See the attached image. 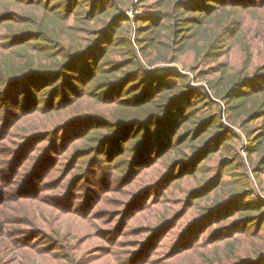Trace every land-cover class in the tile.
Masks as SVG:
<instances>
[{
  "label": "trees",
  "instance_id": "1",
  "mask_svg": "<svg viewBox=\"0 0 264 264\" xmlns=\"http://www.w3.org/2000/svg\"><path fill=\"white\" fill-rule=\"evenodd\" d=\"M207 1L213 3L203 4V0H59V4L64 6V11H61L62 7L56 10L51 0H0V142L9 144L0 145L4 147L0 148V228L4 230L0 234L3 238L0 243L11 238L8 233H4L8 228L1 227V221L15 223L16 217L9 213L18 214L26 204L41 203L37 216V213L30 215L22 212L25 215L19 222L33 228L26 232L31 239L41 235L48 243L53 241L51 246L59 250V260L66 264H85L91 254L103 250L113 260L118 254L122 256L120 261L123 264H165L168 260L170 262L167 264H182L184 257L195 253L197 239L192 241L191 235L200 223L207 218H218L216 214L221 215L225 209V214L233 210L231 205L235 201L227 208L221 207L223 201L217 199L200 201L196 213L191 214L168 252L159 259H154L157 253L153 250H157L162 241L157 243L155 239L186 214V207L172 213L161 207L163 209L152 215L151 221L156 222L154 224L143 220L135 223L134 216L141 214L135 209L139 200L146 193H151L152 187L161 178L165 181L170 176L179 179L188 173L186 170H191L197 161V154L194 153L196 147L190 148L192 153L187 157L181 153L183 147L176 146L175 159L169 163L168 169L155 181L138 186L133 183L141 166L151 163L155 155L162 156L165 148L175 146L169 145L173 141L170 132H180L183 124L191 121L198 108L197 102L218 108L203 90L200 94L192 92L191 95L185 81L187 76L181 75L174 67L158 64L181 63L195 73V77H203L207 73L200 65L218 56L227 38L237 35L246 37L242 34L246 15L252 20L258 19V14L264 11V0ZM80 6H84L82 10H87L84 12L85 25L81 23V18L75 19L74 24H66L67 18L72 14L75 16ZM128 8L134 11L137 36H134L133 44L142 62L129 39V24L121 26V22L129 21L125 14ZM137 8H141L140 14L136 13ZM227 8L231 12H224ZM215 11L220 13L214 15ZM242 12L245 14L243 17ZM93 18L91 25L89 21ZM207 23L213 25L205 27ZM16 25L18 27L13 29ZM114 30L118 31L113 33ZM123 31L126 35L118 37ZM103 43H106V48L96 60V67L91 73L88 56L100 50ZM115 49L126 51L120 59L108 62L111 58L107 56L108 52L113 50L116 55ZM217 71L211 69L208 73ZM87 77L91 94L84 89L76 92L78 83L81 84ZM171 77L178 81H168ZM222 77L223 74L219 78ZM230 77L225 83L219 79L209 80L208 89L213 92L214 98L223 101L229 120L239 125L233 115L237 108H233L235 105H232L231 99H235L241 88L255 89L252 91L255 93L261 90L257 87L264 84V63L256 67L252 78L241 74ZM47 91L48 96L45 94ZM66 95L73 99L68 106L63 107L68 100ZM90 99V107L95 106V110L86 115H76L81 103ZM186 103L190 105L182 111ZM255 103L245 116L240 117L247 123V118L264 117V97ZM69 108L73 109L70 113H75L72 116L65 115L66 118L57 122L60 114ZM213 114L217 116V111H213ZM38 116L45 120L39 121V126L17 130L25 118ZM44 116L48 119H43ZM93 120L100 121V125L93 127L96 131L90 128L74 136L68 135L69 131ZM191 122L193 125L186 128L191 140L203 136L202 129L206 126L208 130L223 128L200 116ZM184 133L185 130L179 133L178 141ZM246 136H249L247 132ZM126 138L128 141L124 145ZM83 139L87 142L83 143ZM40 140H44L46 145H33L30 148L32 141ZM216 140L214 138L206 142L197 153L202 154L213 148ZM26 151L28 153L25 155ZM20 157L23 159L17 163ZM104 165L109 166V169L104 168ZM98 166H102L100 170ZM260 166L264 167V161H261ZM41 168H44L41 180L35 184ZM252 172L256 173L257 169L253 168ZM57 174L58 177H55ZM216 181L217 177H214L209 183L199 187L195 185L190 192L198 190L196 192L202 193L208 184L214 187ZM221 184L215 187L220 188ZM79 185H82L80 190ZM56 189L58 192L55 195L48 193ZM208 192H203L196 200L206 198ZM93 195L94 202L91 203ZM192 202L190 199L189 205ZM260 208L261 205L256 204L252 208L238 209L239 219L230 223L228 229L224 228L225 231H219L220 228L215 230L208 241L214 238L207 244L222 238L231 229L237 230L244 222L258 226L262 219ZM47 210L49 216L45 214ZM242 210H250V213H243ZM62 216L73 218L62 222ZM49 217H54L58 228L61 225L87 226L85 223L91 224L98 220L100 224H91L96 229L94 233H85L80 237L81 240L71 243L65 234L62 238L54 236L57 233L55 230L51 231L52 234L40 231V225L46 224ZM67 230L71 234H79L70 227ZM128 235L134 236V239L122 243L121 238ZM92 238L104 241V245L95 244L89 250H81L80 244ZM224 238V241L230 239ZM28 240L24 236L19 238L16 247L18 258L34 254L31 251L35 247ZM154 241L153 250L139 259ZM17 242L18 237L14 241L11 239L15 245ZM109 245L118 249L112 250ZM181 245L184 246L182 249ZM25 249L28 252L21 251ZM44 252L49 255L51 249ZM232 259L231 264H264V249L256 251L253 256L243 257L241 253H232L228 261Z\"/></svg>",
  "mask_w": 264,
  "mask_h": 264
},
{
  "label": "rangeland",
  "instance_id": "2",
  "mask_svg": "<svg viewBox=\"0 0 264 264\" xmlns=\"http://www.w3.org/2000/svg\"><path fill=\"white\" fill-rule=\"evenodd\" d=\"M218 1V0H215ZM51 5H55L56 10L61 8V11H64V6L59 4V0H51ZM204 3H213L208 2L207 0H203ZM211 4L209 7H211ZM217 5V4H215ZM84 6H80L79 10L76 11L77 14L75 16L72 14L70 15L67 20L65 21L66 24H74L75 19L81 18V23L85 25L84 20V12L86 13L87 10H82ZM141 8L136 9V13H141ZM224 12H231L230 8L225 9ZM223 12V13H224ZM220 13L219 11H215L214 15ZM83 14V15H82ZM126 16L129 21L127 22H121V26L128 25L130 26L129 29V39L131 43H134V36L136 37V19L133 16L134 11L132 8H128L126 10ZM196 15V14H195ZM245 14L244 12L241 13V17H243ZM236 16V15H235ZM258 19H250L248 14L246 15V19L243 23L244 32L242 31V34L246 37L241 38L239 35L234 36L232 38H225V42L222 44L220 52L217 54L218 56H215L210 58L207 62L201 64L200 67H203L204 73H207L203 77H195L196 74L193 72H190L187 67L181 65V63H167V64H158V66H170L174 67L176 71H178L181 75L187 76V79L185 80L187 82V86L189 90L192 92H197V94L205 93V95L209 98L210 101L216 103L218 105V108L216 106H209L207 107L206 104H202L200 102H197V110L195 111V114L193 115V118L190 120L193 121L199 116L205 119V121H214L211 122L213 125L217 126H223V128H220L218 130H213L211 128L208 130V126L202 129L204 132L203 136H197L193 140L189 139L188 135L186 134V131L193 125L191 121L188 123H184L181 127L180 132L185 130L184 135L181 137V140H177V137L179 135V131L172 134L170 132V137L173 141L169 145H175L171 149L165 148L162 152L164 154L159 157V155H155L152 162L149 163L147 166H141V169L138 170L135 176L136 181L133 183L135 185L141 186L146 185L148 183H151L155 181L166 169H168L169 163L175 159V150L174 148L176 146H182L181 153H185L187 156L188 154L192 153V150H190L191 147H196L194 153L197 154V161L196 163L191 166V170H186L188 172L186 175L180 177L179 179H173L172 176L169 177L168 180H162V178L151 188L152 192L146 193L137 203L135 209H138L137 211L141 214L134 215L136 217L135 223H137V220L144 221L145 223H152L155 220H152V215H155L156 212L159 210L165 208L168 209L172 213V211H176L181 209L182 207H186L187 211L185 215H182L177 222L173 223V227L166 229V231H163L160 233V235L155 239L157 243L160 242V246L162 248H157V250H153L155 241L152 245L149 246L147 249V252L142 254V256L139 259H143L149 251L153 250V252L157 253L155 255L154 259L162 258L167 252L168 248L173 242L176 235L179 233L180 229L184 227L186 223H188V220L191 218V214L196 213V206L198 203H201L205 199H210V202L217 199L220 201H223V206L225 208L228 207V205L233 202L231 205L233 210H230L227 214H225L226 211H221V215L216 214L218 218H207L205 222L200 223L197 230H195L192 233V241L197 239V244L201 243V245H195L196 250L195 253L189 256H186L182 259V264H211L215 263H225V264H231L232 260H229L230 255L233 253H241L243 257L245 256H253V254L258 251L264 249V167L260 166L262 157L264 156V117L258 118L255 117L252 120H249L250 118H247V122H245L241 116H245L248 109L252 108L255 102L259 100L260 98L264 97V84L261 88V90L257 91L258 94H256L254 91L255 89L250 88H241L240 92L236 94L235 99H231L233 108H237L234 110L233 115H235L237 122L239 125L233 123L229 120V116H227V113L225 111V105L223 101H221L219 98L213 97V92L208 89V81L211 79H215L218 81V79L225 83L230 76H237L239 74L246 75L248 78H252L253 74L256 73V67L263 65L264 63V11L258 14ZM238 17V16H236ZM239 18V17H238ZM94 21V18L89 21L91 24ZM79 24V22H78ZM93 25V23L91 24ZM213 25V23H207L205 27H210ZM18 27L17 25L14 26L13 29ZM147 29V26H145ZM144 29V28H142ZM118 30H114L113 33ZM258 32L259 34H256ZM112 33V34H113ZM136 33V34H135ZM116 36H118L117 32L115 33ZM126 35V32L123 31L119 33L118 37H124ZM239 37V38H238ZM114 38V36H113ZM121 41V40H120ZM109 42V41H108ZM106 48V43H103L100 47V50H97L92 56H88L89 61V67L91 68V73L94 71L97 61L102 53L104 52ZM134 51L136 55L138 56L139 60L142 62L141 57L139 56L137 47L135 44H133ZM249 49V50H246ZM116 51V55L113 54V50H110L107 54V56L111 57L108 59V62L111 63L115 61L116 59H120L122 57L123 52ZM185 55V54H184ZM94 57V60H91ZM187 61H190L188 57H185ZM85 63H86V59ZM84 63V64H85ZM211 69L218 70L217 72H214L212 74H209L208 72ZM223 74V79L219 78ZM91 76V74H90ZM89 76V77H90ZM89 77L85 78V81H83L81 84L78 83V88L76 92L84 91L91 94V87L87 85V82L89 81ZM229 77V78H228ZM226 79V80H224ZM255 79V78H253ZM168 81L171 82H177L178 80L174 77L168 78ZM260 92V93H259ZM48 91L45 92L48 96ZM154 94V93H153ZM196 94V95H197ZM189 95V96H191ZM68 100L66 101V104L63 106H68L70 101L73 98H69L68 95H66ZM75 99V98H74ZM77 102V101H76ZM91 99L89 101H84L81 103V105L78 107L76 115H86L91 113L93 110H95V106L91 105ZM229 103V101H228ZM190 103H186L183 108L185 109L187 106H189ZM213 107V108H212ZM230 107V106H229ZM81 108V109H79ZM44 110V108H42ZM71 110L72 108H69L67 111L62 112L60 114V117L56 119L57 122H59V119L66 118L67 115H73ZM213 111H217L216 114H213ZM69 113V114H68ZM179 115L181 114V110L178 111ZM66 115V116H65ZM64 116V117H62ZM188 116V114H187ZM186 116V117H187ZM185 117V118H186ZM216 117V118H215ZM48 119L46 116L43 117V119ZM91 118V117H90ZM89 118V119H90ZM93 119V118H91ZM188 119V117H187ZM39 121H45L42 120L41 116L38 117H31L29 119H24L22 122L19 123L17 130H28L31 126H39ZM100 121L93 120L90 122H87L83 124L82 126L76 128V130L69 131V136H74L79 133H83L82 130H91L96 131L93 129V127H97L100 125ZM181 121H179L180 123ZM243 128V129H242ZM246 132L248 133V137L246 136ZM14 137V136H13ZM214 138H217L215 142V146L202 154L197 153L198 149H200L206 142L209 140H212ZM259 138V139H258ZM67 140V139H66ZM93 140H91L92 142ZM128 139L126 138L124 140V145L127 143ZM255 141V142H254ZM83 143H86L87 141L82 140ZM44 140H40L37 142H31V147L33 148V145L36 147H40L39 145H46ZM66 143V142H65ZM203 143V144H202ZM201 144V145H197ZM0 145H9L3 142H0ZM41 146V147H42ZM0 148H4L0 146ZM29 148V149H30ZM2 152V151H0ZM28 153V151L25 152ZM193 153V155H194ZM24 155V156H25ZM23 156V157H24ZM2 157V156H1ZM23 157H20V159L17 161V163L21 162ZM28 157H26L27 159ZM33 160L31 161V163ZM202 163V164H201ZM201 164V165H200ZM99 167V166H98ZM97 167V170H98ZM102 167V166H100ZM99 167V170L101 169ZM104 168L107 170L109 169V166L104 165ZM257 169L256 173L252 172V169ZM44 171V168H41V173L37 175L36 181L34 182L37 184L41 180V175ZM91 175V174H90ZM5 178V175L3 176ZM58 177V174L55 176ZM134 177V178H135ZM214 177H217L216 184H221L220 188L211 187V184H208L209 186L206 187L203 192H208L207 197L202 198L200 200V195L203 194L200 192H196L198 190H195L193 192H190V189L197 185L198 187L203 185L204 183H209V181H212ZM163 181V182H162ZM92 185V182H91ZM218 185V186H219ZM82 189V185H79L78 190ZM66 191V190H65ZM64 191V192H65ZM74 191V190H73ZM216 191V193H214ZM58 192V190H49L48 193H53L54 195ZM67 194V193H65ZM64 195V194H63ZM93 197H91V203L94 202ZM106 197H109L107 195ZM196 197V198H192ZM190 199L193 201L192 204L189 205ZM239 199V201H237ZM201 201V202H200ZM31 203V202H27ZM261 205L260 212L261 213V221L258 226H252L250 224H246L244 222L240 228L237 230L231 229L226 232V234H223L222 238H219L218 240H215V242L207 244L211 241V239L214 238V236L208 241V239L212 236L215 230L219 229V231L225 229H228V225L232 223L233 221H236L239 219L238 217V209L242 208H249L253 207V205ZM42 206L41 203H34V205L26 204L24 207L20 208V211L26 212L30 215L36 214L37 216L39 213V208ZM163 207V208H161ZM10 209H8L9 211ZM143 211V212H141ZM243 213H250V210H242ZM22 212H19L18 214L9 213L10 215H13L16 217V220H14L15 223L10 224L9 222H2L1 221V227L8 228L6 232L8 233L11 238L9 237L8 240L0 243V262L1 264H66L64 261L59 260V250L54 248V246H51L54 242H47L45 239H43V236L38 235L35 236V238H30L29 233H26L28 231H32V227L28 226L27 224L20 223L19 219L24 217L25 214ZM50 212L45 213L47 216H49ZM226 217V218H224ZM73 217L71 216H62L61 219L62 222H67L71 220ZM24 219V218H23ZM145 219V220H144ZM241 220V219H240ZM98 221L92 222L91 224L97 225L100 224ZM134 223V224H135ZM156 222H153L154 224ZM87 226L80 224L77 226H69L72 231L77 232L79 234H71L67 228L68 226L61 225L60 228H58V224H55L54 217H49L46 224L40 225V231L43 233V230L45 233H51L52 230L57 231L56 237L62 238L63 234H65L66 238L69 237L68 241L71 243H74V240H81L80 237L84 235L85 233L92 234L95 232V227L91 224L85 223ZM151 224V225H152ZM91 225V228H90ZM3 228H0V234L3 233ZM225 231V230H223ZM83 233V234H82ZM49 235V234H47ZM21 236L27 237L29 240L28 242L32 244L35 248L34 254L28 255L26 258H18L19 251L17 245L19 244V238ZM18 237V242L15 245L14 243H11L14 241V239ZM224 237H229V240L224 241ZM2 236L0 235V240ZM199 238V240H198ZM3 239V238H2ZM54 239V237H53ZM134 239V236L128 235L127 237L121 238L122 243H124L126 240ZM56 240V239H54ZM199 242V243H198ZM220 245H219V243ZM104 245V241L98 239V238H92L87 241H84L80 244L81 250L83 249H90L93 245ZM14 245L15 247H13ZM110 246V249L117 250L118 247ZM214 246V247H213ZM184 246H180L182 249ZM256 248H259L258 250H255ZM47 249H51V252L49 255H46L44 251H47ZM255 250V251H254ZM24 252H28V250H21ZM123 250H121L122 252ZM44 252V253H43ZM9 253V255H8ZM119 255V254H118ZM116 255L113 258H110V255L106 253V250L98 251L95 254H91V258L85 263V264H117L122 263L120 261L122 256ZM90 257V256H89ZM170 260L166 261L165 264L169 263ZM203 262V263H202ZM123 264V263H122Z\"/></svg>",
  "mask_w": 264,
  "mask_h": 264
}]
</instances>
